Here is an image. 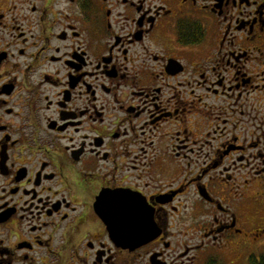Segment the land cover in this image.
Instances as JSON below:
<instances>
[{
    "label": "flooded vegetation",
    "instance_id": "obj_1",
    "mask_svg": "<svg viewBox=\"0 0 264 264\" xmlns=\"http://www.w3.org/2000/svg\"><path fill=\"white\" fill-rule=\"evenodd\" d=\"M262 178L264 0H0V264H219Z\"/></svg>",
    "mask_w": 264,
    "mask_h": 264
},
{
    "label": "snow or ice",
    "instance_id": "obj_2",
    "mask_svg": "<svg viewBox=\"0 0 264 264\" xmlns=\"http://www.w3.org/2000/svg\"><path fill=\"white\" fill-rule=\"evenodd\" d=\"M155 163L157 167L163 171L169 165V160L164 157H158L154 161L150 160L149 164ZM115 181L113 180V184ZM150 183V182H146ZM241 201V215H250L254 209V201L257 197H264V178L261 179L259 185L253 186V182L249 180L243 189L237 192ZM98 201L101 215L104 214L103 208L110 202L117 201L123 204L128 212L126 219L133 227L142 229H150L155 225L151 218V207L145 197L138 191H101L95 193ZM260 211L264 213V199L259 200Z\"/></svg>",
    "mask_w": 264,
    "mask_h": 264
},
{
    "label": "rangeland",
    "instance_id": "obj_3",
    "mask_svg": "<svg viewBox=\"0 0 264 264\" xmlns=\"http://www.w3.org/2000/svg\"><path fill=\"white\" fill-rule=\"evenodd\" d=\"M262 253H264V235H260L258 239L252 240L244 247L234 248L223 260H220L219 264H249L248 258L251 254L258 256Z\"/></svg>",
    "mask_w": 264,
    "mask_h": 264
},
{
    "label": "trees",
    "instance_id": "obj_4",
    "mask_svg": "<svg viewBox=\"0 0 264 264\" xmlns=\"http://www.w3.org/2000/svg\"><path fill=\"white\" fill-rule=\"evenodd\" d=\"M248 260H249V264H264V253L258 256L251 254Z\"/></svg>",
    "mask_w": 264,
    "mask_h": 264
}]
</instances>
